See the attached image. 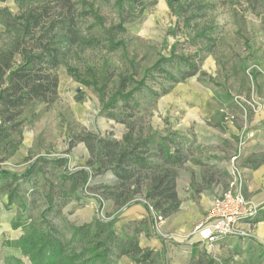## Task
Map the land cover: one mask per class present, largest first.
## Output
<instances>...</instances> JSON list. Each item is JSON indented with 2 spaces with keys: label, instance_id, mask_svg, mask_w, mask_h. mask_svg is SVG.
I'll use <instances>...</instances> for the list:
<instances>
[{
  "label": "rangeland",
  "instance_id": "1",
  "mask_svg": "<svg viewBox=\"0 0 264 264\" xmlns=\"http://www.w3.org/2000/svg\"><path fill=\"white\" fill-rule=\"evenodd\" d=\"M168 1L71 0L72 8L79 14L82 33L104 40L94 48L71 46L61 65L52 69L59 79L54 99L32 102L24 112L21 133L16 136L21 139L20 146L0 168L21 173L37 164L45 172L38 171L32 184L22 181L21 195L26 208L19 204L9 207L6 195L0 194V264H15L13 258L31 264L7 242L25 233L21 228L13 229L12 220L23 217L36 223L47 210L44 184L70 188L69 181H63L62 176L83 169L95 175L90 185L114 181L111 172L96 174L91 164L94 157L87 141L81 138L121 140L127 133V123L109 118L104 107L121 89L123 77L128 78L122 89L125 93L144 80L160 95L136 91L134 101L138 105L129 109L119 100L113 111L132 120L136 134L150 136L157 142L173 138L188 155L187 162L178 169V190L186 196L188 202L184 206L189 208L177 214L176 230L163 229L166 219L156 225V210L145 198L136 196L130 202L147 205L153 234L162 245L161 249L152 250L154 259L149 264H201L202 254L204 264H264V223L251 227L243 224L248 227L246 238L209 242L204 236L212 207L198 220L191 207L196 202L190 197L194 182L201 183L205 173L226 164L230 177L227 189L216 194L213 187L204 193L206 199L212 200V206L214 199L237 179L244 197L264 208V202L248 195L249 174L245 169L248 160L264 157V0H173V6ZM39 4L43 2L21 8L15 0H0V9L21 14ZM120 25L125 31L118 32L114 40L121 45L111 51L104 29ZM6 39L0 24V45ZM171 54L191 57L198 66L197 73L180 82L167 80L159 72L147 74ZM166 68L176 76L185 69L173 64ZM69 69L92 84L79 81ZM251 140V148L262 149L261 155L246 156ZM59 158L66 159L64 166L54 163L53 159ZM111 202L87 186L79 187L63 209L65 221L55 218V222L67 237L71 223L99 220L113 222L115 226L119 208L114 205L109 211ZM200 244L205 245V250L195 248ZM185 249L188 257L183 255ZM113 264L141 263L123 256L113 258Z\"/></svg>",
  "mask_w": 264,
  "mask_h": 264
},
{
  "label": "trees",
  "instance_id": "2",
  "mask_svg": "<svg viewBox=\"0 0 264 264\" xmlns=\"http://www.w3.org/2000/svg\"><path fill=\"white\" fill-rule=\"evenodd\" d=\"M21 8L39 4L21 14H13L8 9H0V24L8 39L0 45V164L6 162L18 150L24 123V112L32 102H48L57 94L59 79L52 72L61 65L68 55L70 47L80 44L87 48L102 45L104 38L86 36L78 22L77 12L72 8L71 0H15ZM173 6V0H169ZM93 12V10H91ZM99 22L103 18L96 15ZM109 49L114 51L121 45L114 36L125 31L123 26L104 29ZM185 67L178 76L172 74L167 65ZM79 81L91 85L75 70L69 69ZM198 66L186 57L171 54L163 58L148 73L159 72L165 79L180 82L196 74ZM128 78L121 79V89L105 102L106 115L119 122L127 123L128 131L121 140L88 136L85 139L94 157L91 161L96 174L111 172L114 181L90 185L92 177L86 170H78L62 176L69 181L70 188L56 187L53 183L44 184L47 210L36 223L18 217L12 220V228L24 230L19 238L7 242V245L20 250L31 264H113V258L123 256L136 263L149 264L154 259L151 249H143L137 237L122 236L113 222L95 220L84 224H69L70 236L61 230L55 218H62L64 207L75 197L79 187L98 193L104 199H110L117 208L129 204L136 196L145 193V199L164 219L176 213L181 205L177 191L178 169L188 160L183 147L173 138H163L160 142L150 136L135 133L132 120H125L114 112L118 101L131 109L138 105L134 100L136 91H148L159 96L160 92L145 81L129 92L122 89ZM96 83V82H95ZM101 90V89H99ZM166 92V89L162 90ZM54 163L64 166L66 159H53ZM38 171L45 172L43 166L32 164L21 173L0 168V194L7 196L9 207L19 204L25 207L21 195L22 181L33 182ZM36 186V184H33ZM264 221V209L252 219L257 225ZM67 228V227H66ZM15 264H25L19 258H13Z\"/></svg>",
  "mask_w": 264,
  "mask_h": 264
},
{
  "label": "crops",
  "instance_id": "3",
  "mask_svg": "<svg viewBox=\"0 0 264 264\" xmlns=\"http://www.w3.org/2000/svg\"><path fill=\"white\" fill-rule=\"evenodd\" d=\"M249 142V149L246 150V156L251 155L255 157L256 155L262 154V149H252V142ZM232 154V153H231ZM252 159V158H251ZM249 163L246 166L247 174H249V182L248 187L250 188V192L248 193L251 198L256 200L257 202H264V157L263 158H253L252 160H248ZM229 167L225 164L224 166L214 167L212 172L209 174H204L201 177V183L194 182L193 183V191L191 190V196L194 200L192 202L191 207L198 220H201L204 217V212H209L212 207V200L206 199V195L204 194L210 188L215 187L216 194L224 191L228 187L229 182ZM179 186V174L177 178V191L179 197L181 199V205L179 210L166 218L165 225L163 229L167 231H174L177 227L176 217L177 214L183 210L189 208V206H184V203L188 202L186 196H181L178 190ZM139 199L145 198V193L138 196ZM7 198V196H6ZM204 202V204H203ZM202 204V207H201ZM264 204V203H263ZM114 202L112 201L109 205V211L114 207ZM264 209V208H261ZM117 213L119 214L115 219V228L119 234L122 236H135L137 237L140 246L143 249H151V250H159L162 245L159 244L157 240V236L153 234V225L151 219L149 217V211L147 205L143 202L137 203H129L119 209H117ZM186 219L184 222H187ZM264 223V221L259 222ZM233 238V237H232ZM195 242H198L197 238H193ZM231 241V237L228 238ZM173 246V245H171ZM198 251L205 250V245L200 244L197 245ZM186 250V252H185ZM183 255L188 257V249H185ZM190 251H194V247L190 248ZM182 254H180L181 256ZM203 259L200 260L201 264H204V254H202Z\"/></svg>",
  "mask_w": 264,
  "mask_h": 264
},
{
  "label": "built area",
  "instance_id": "4",
  "mask_svg": "<svg viewBox=\"0 0 264 264\" xmlns=\"http://www.w3.org/2000/svg\"><path fill=\"white\" fill-rule=\"evenodd\" d=\"M232 159L235 161L237 156ZM241 188L242 184L235 179L226 192L214 199L208 216L209 226L207 234L204 236L205 240L218 242L230 237L246 238L249 236L248 227L246 228L243 224L249 227L255 225L252 223V219L258 215L261 205H256L247 200L242 194ZM154 219L156 225L165 220L156 211L154 212Z\"/></svg>",
  "mask_w": 264,
  "mask_h": 264
}]
</instances>
